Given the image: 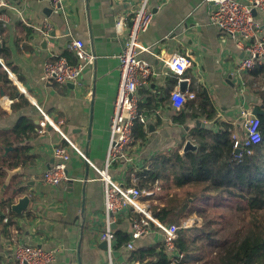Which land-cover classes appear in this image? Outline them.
Instances as JSON below:
<instances>
[{"label": "crops", "instance_id": "0c3cea01", "mask_svg": "<svg viewBox=\"0 0 264 264\" xmlns=\"http://www.w3.org/2000/svg\"><path fill=\"white\" fill-rule=\"evenodd\" d=\"M138 1L65 0L64 9L57 11L51 0H11L16 9L2 10L0 58L9 78L30 103L14 109L18 99L0 84V167L6 166L5 159L7 166L19 156L25 159L20 165L10 166L22 167L21 174L15 175L4 189L6 174L0 183V264H16L13 250L18 244L57 250L51 264H151L157 257L134 259L133 253L153 247L159 251L165 245L162 227L151 221L148 229L133 240L134 247L128 246L134 221L141 216L130 205L113 222L115 232L127 233L130 239L122 241V236L116 234L112 253H108L101 239L107 224L104 181L90 163L107 167L111 118L120 82L119 54ZM151 6L155 17L141 35L144 50L140 57L151 64L154 73L138 88L140 108L150 116L149 122L143 132H135V141L109 164L108 171L125 186L155 189L157 195L145 201L152 214V204L163 202L177 191L172 187L176 165L165 160L164 154L175 150L184 154L189 139L198 143L192 134L196 126L218 128L213 119L205 116L189 118L184 123L176 119L182 111H191L186 108L190 99L181 108L174 106L171 93L178 87V79L166 60L175 52L192 55V65L185 72L190 80L184 90L193 88L196 93L197 88L205 86L216 118L231 123L237 134L244 132L242 112L263 103L256 90L264 89V71L254 72L255 67L244 70L243 84L238 82L239 64L246 52L232 35L211 22V1L151 0ZM256 17L264 37V12H257ZM119 18L124 21L121 31L116 27ZM47 20L52 24L50 36L39 29ZM75 38L83 39L97 54L95 63L84 68L81 83L72 85L45 78L46 60L59 56L72 62L78 60L70 48ZM261 65L264 68V63ZM40 109L53 120L63 121V132L85 154L69 146L68 177L58 185L47 183L43 175L56 161L54 147L68 145V141L50 124L39 130L43 117ZM156 109L161 113L153 116ZM23 115L30 117L36 127L18 137L13 128ZM197 120L205 125L197 124ZM4 145L13 149L6 151ZM19 145L26 149L18 151ZM161 173L166 178L154 180ZM17 186L23 188L14 201L26 194L31 197L22 214L15 213L6 202L13 198ZM189 218L200 222L197 214ZM194 262L199 261L185 264Z\"/></svg>", "mask_w": 264, "mask_h": 264}, {"label": "built area", "instance_id": "2783aa9c", "mask_svg": "<svg viewBox=\"0 0 264 264\" xmlns=\"http://www.w3.org/2000/svg\"><path fill=\"white\" fill-rule=\"evenodd\" d=\"M55 10H63L65 0H51ZM211 1L213 6L210 12V20L222 31L232 35L246 52V56L239 64L238 82L243 84L242 73L244 70L252 69L264 63V37L260 35L261 23L257 19L256 12H264V0H206ZM4 8H14L11 0H0V24H3ZM155 17V12L151 6V0H139L135 13L132 17L131 25L126 34L123 51L119 54L120 82L111 118L110 144L107 153V167L99 168L93 162L91 165L99 172L104 181L105 190V216L106 228L101 233V239L107 242V251L111 255L116 241V232L112 227L117 214L127 206H133L141 216L134 221L132 238L128 242L129 247H134L133 240L140 237L147 229L151 221H156L162 227L165 234V246L173 259L171 264H179L185 257V252L176 245L178 228L175 224H164L156 219L150 212V208L145 201H150L156 196L153 188H140L138 186H125L114 179L108 171L109 164L119 156L125 148L135 141V126L138 121L145 126L148 125L149 115L140 109V98L138 88L153 75L151 64L140 57L141 50H144L140 38L142 33L147 31ZM32 25L31 23H28ZM116 27L121 31L124 21L119 18ZM46 36L51 35L52 24L45 21L39 28ZM71 50L78 60L72 62L66 56L53 57L44 62V77L53 78L61 83H81L84 68L93 65L97 59V54L89 49L85 41L75 38L71 45ZM168 67L176 74L178 87L171 93L174 106L181 108L188 99L196 96L194 90L187 88L183 90L181 83L189 81L185 76L186 70L192 65V55L189 52H175L168 60ZM42 112L39 130L43 131L50 124L63 134L68 145H56L53 153L56 158L55 163L44 172V179L47 183L58 185L67 179V165L70 160L69 146L78 153L85 156L84 152L78 148L63 132L62 122L53 120L46 112ZM160 110L156 109L153 116L160 115ZM243 130L244 134L233 133L234 145L236 148H244L251 153L252 146L258 144L262 139L260 130V116L254 115L252 110H244ZM144 209L148 210V214ZM8 221L9 219L6 218ZM196 220L188 218L182 223L183 227H191ZM16 264H51L57 258V250L45 249L42 246L30 244H18L13 250Z\"/></svg>", "mask_w": 264, "mask_h": 264}, {"label": "trees", "instance_id": "16d2710c", "mask_svg": "<svg viewBox=\"0 0 264 264\" xmlns=\"http://www.w3.org/2000/svg\"><path fill=\"white\" fill-rule=\"evenodd\" d=\"M2 27L0 24V31ZM262 71V65L254 68V72ZM1 83L10 90L12 98L18 99L13 103L14 109L30 103L26 95L20 93L18 86L9 78L4 66H0ZM256 92L264 103V89ZM186 108L191 111L181 112L179 118H176L180 123L189 118L205 116L213 119L218 128L214 130L196 126L192 129V134L199 143L197 150H189L184 154L175 150L164 154L165 160H170L176 165L172 171V187L177 191L172 196H167L163 202L152 204V214L164 224H175L173 222L176 220L180 223L194 214L203 218L192 227L175 224L180 226L176 245L185 252V257L179 264L205 261V255L200 254L207 247L203 242L215 247V256L208 260L209 264H264V116H260L261 141L252 146L251 153L244 148H239L240 151L237 152L238 148L235 147L232 137L234 126L216 118V109L205 86L201 85L196 89L195 98L190 99ZM35 127L34 121L23 115L13 131L20 137L23 133H31ZM145 127L138 121L134 132H143ZM17 149L21 152L26 148L19 145ZM24 161L25 159L19 156L9 162L8 166H17ZM4 162L7 166V159ZM3 176L4 171L0 167V183ZM159 177L166 178L161 173L154 180ZM178 189H181V193ZM14 200L9 198L6 202L11 205ZM229 200L238 201V208L243 210L236 218L234 229L228 231V228L224 229L223 226L214 228V223H220L221 220H215L210 215V209H217L221 205L231 206L230 203H224ZM116 234L122 236V241L130 239L127 233ZM155 249L153 247L135 251L132 256L141 260L157 257L151 264L172 263L173 259L165 245L159 251Z\"/></svg>", "mask_w": 264, "mask_h": 264}, {"label": "water", "instance_id": "95a60500", "mask_svg": "<svg viewBox=\"0 0 264 264\" xmlns=\"http://www.w3.org/2000/svg\"><path fill=\"white\" fill-rule=\"evenodd\" d=\"M254 13L256 14V10L254 11ZM2 41L0 40V47L2 46ZM0 66H5V63L4 61L0 58ZM11 72V71H10ZM53 79V78H52ZM72 85H74L73 83H71ZM181 88L184 90L186 88V81H183L181 83ZM20 91H23L22 89H20ZM1 92L4 93V89L3 87H1ZM252 113L254 115H258V116H264V103H261L259 105H255L252 109ZM197 124L199 125H205L204 122H201L200 120H197ZM5 149L6 151H9L11 149H13L12 146H5ZM199 147V143H195L193 142L191 139L187 140V142L185 143V146H184V152H187L189 150H197ZM237 152L240 151V149L238 148L236 150ZM2 170L4 171V174H6V178H5V183L3 184V188L4 189L5 187L8 186V184L11 182L12 178L15 176V175H19L22 173V167H16V168H12L10 166H4L2 167ZM23 187L21 186H17L15 191H14V195L12 196L15 200H16V197L18 194L21 193V190H22ZM30 201H31V197L29 194H26L20 198H18L17 201H14L12 202L11 204V207H12V210L17 213V214H22L24 211L27 210L29 204H30ZM112 227L114 228V225H112ZM102 246L107 249V242L105 240H103L102 242ZM149 261H146L144 262L143 264H148Z\"/></svg>", "mask_w": 264, "mask_h": 264}, {"label": "rangeland", "instance_id": "374dc122", "mask_svg": "<svg viewBox=\"0 0 264 264\" xmlns=\"http://www.w3.org/2000/svg\"><path fill=\"white\" fill-rule=\"evenodd\" d=\"M259 86V83L255 85V87H258ZM244 134V132L240 133V137H242ZM157 195V193H156ZM224 203H230L232 204L231 206H224V205H221L219 208L217 209H210V215L215 219V220H221L219 221L220 223L218 222H215L213 227L214 228H218L220 226H223L224 229L228 228V231L229 230H233L234 229V224H235V221H236V218L239 217V215H241V212L243 210L239 209V205L237 206L238 204V201H235V200H229V201H224ZM197 217L200 219V222L202 221V217L201 216H198ZM184 222V221H183ZM183 222H180L179 221H175L173 223L175 224H178L180 226H182V223ZM196 223V222H195ZM195 225V224H193ZM192 225V226H193ZM191 226V227H192ZM226 226V227H225ZM204 245H206L207 247L205 248V250L201 251L200 254H203L205 255V261H200V262H194V263H190V264H209L208 260H211V258H213L215 256V252H214V249L215 247L213 245H208L206 242H203Z\"/></svg>", "mask_w": 264, "mask_h": 264}, {"label": "bare ground", "instance_id": "6f19581e", "mask_svg": "<svg viewBox=\"0 0 264 264\" xmlns=\"http://www.w3.org/2000/svg\"><path fill=\"white\" fill-rule=\"evenodd\" d=\"M148 214H150V212L148 211V210H146V209H144Z\"/></svg>", "mask_w": 264, "mask_h": 264}]
</instances>
